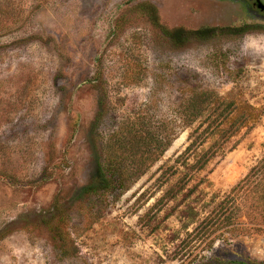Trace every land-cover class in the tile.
<instances>
[{"label":"rangeland","instance_id":"rangeland-1","mask_svg":"<svg viewBox=\"0 0 264 264\" xmlns=\"http://www.w3.org/2000/svg\"><path fill=\"white\" fill-rule=\"evenodd\" d=\"M193 90L232 101L246 124L226 138L209 110L128 190L81 193L119 126L170 122ZM263 161L253 0H0V264L264 263V222L204 226Z\"/></svg>","mask_w":264,"mask_h":264},{"label":"trees","instance_id":"trees-1","mask_svg":"<svg viewBox=\"0 0 264 264\" xmlns=\"http://www.w3.org/2000/svg\"><path fill=\"white\" fill-rule=\"evenodd\" d=\"M163 31L166 35L170 34V37L176 42L181 40L183 35L180 30L172 33H168L165 29ZM213 33L214 30L208 29L189 32L183 40L187 39L188 34L195 38L205 39L212 36ZM233 108L234 103L232 101H225L213 91L193 90L180 103L177 114L170 122L154 120L153 118H137L122 124L109 136L106 142L105 162L98 164L97 177L92 183L85 186L81 193L98 195L100 192L108 194L113 190H128L168 150L177 138L180 127L182 129V127L192 126L209 110H213V114L209 115L213 122L218 121V124H223L228 121L230 123L229 127L222 131L221 136L224 135L226 138L233 136L248 120L243 115L232 117ZM209 152L205 153L199 160L198 169H202L216 151H213L208 157ZM255 178L258 179L256 183H254ZM214 211L215 216L208 215V219L205 220L204 226L207 230L215 227L212 231L220 230V228L225 229L226 232L247 231L241 226L240 217H245L249 224H262L264 222V161L259 164L258 168H253L237 182L211 214ZM59 219L63 221L61 216ZM59 228L56 227L51 230L62 239L63 232ZM215 260L222 264L219 259ZM225 264L264 263L243 260L226 262Z\"/></svg>","mask_w":264,"mask_h":264},{"label":"flooded vegetation","instance_id":"flooded-vegetation-1","mask_svg":"<svg viewBox=\"0 0 264 264\" xmlns=\"http://www.w3.org/2000/svg\"><path fill=\"white\" fill-rule=\"evenodd\" d=\"M261 5L262 4L260 2H257V0H253V7L257 9L259 12L260 10L264 12V9Z\"/></svg>","mask_w":264,"mask_h":264},{"label":"water","instance_id":"water-1","mask_svg":"<svg viewBox=\"0 0 264 264\" xmlns=\"http://www.w3.org/2000/svg\"><path fill=\"white\" fill-rule=\"evenodd\" d=\"M257 2H259V1L257 0ZM263 9H264V7H263Z\"/></svg>","mask_w":264,"mask_h":264}]
</instances>
